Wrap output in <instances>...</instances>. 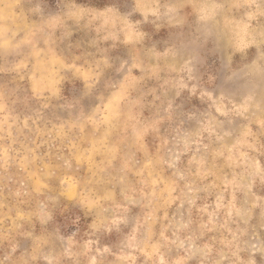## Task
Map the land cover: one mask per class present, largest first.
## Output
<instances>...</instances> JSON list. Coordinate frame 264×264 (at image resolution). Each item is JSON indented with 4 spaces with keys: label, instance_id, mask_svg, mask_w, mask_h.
<instances>
[{
    "label": "rangeland",
    "instance_id": "rangeland-1",
    "mask_svg": "<svg viewBox=\"0 0 264 264\" xmlns=\"http://www.w3.org/2000/svg\"><path fill=\"white\" fill-rule=\"evenodd\" d=\"M0 264H264V0H0Z\"/></svg>",
    "mask_w": 264,
    "mask_h": 264
},
{
    "label": "trees",
    "instance_id": "trees-1",
    "mask_svg": "<svg viewBox=\"0 0 264 264\" xmlns=\"http://www.w3.org/2000/svg\"><path fill=\"white\" fill-rule=\"evenodd\" d=\"M77 1L88 3L98 7H103L105 5H108L110 0H77Z\"/></svg>",
    "mask_w": 264,
    "mask_h": 264
}]
</instances>
